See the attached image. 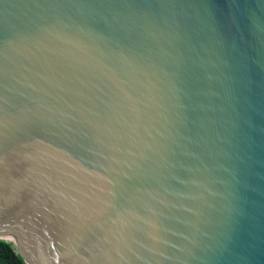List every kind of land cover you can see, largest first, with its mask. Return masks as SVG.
Segmentation results:
<instances>
[{
	"label": "water",
	"instance_id": "1",
	"mask_svg": "<svg viewBox=\"0 0 264 264\" xmlns=\"http://www.w3.org/2000/svg\"><path fill=\"white\" fill-rule=\"evenodd\" d=\"M0 239L264 264V0H0Z\"/></svg>",
	"mask_w": 264,
	"mask_h": 264
},
{
	"label": "trees",
	"instance_id": "2",
	"mask_svg": "<svg viewBox=\"0 0 264 264\" xmlns=\"http://www.w3.org/2000/svg\"><path fill=\"white\" fill-rule=\"evenodd\" d=\"M0 264H28L18 247L11 241L0 239Z\"/></svg>",
	"mask_w": 264,
	"mask_h": 264
}]
</instances>
